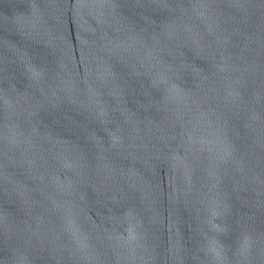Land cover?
I'll return each instance as SVG.
<instances>
[{
	"label": "water",
	"instance_id": "1",
	"mask_svg": "<svg viewBox=\"0 0 264 264\" xmlns=\"http://www.w3.org/2000/svg\"><path fill=\"white\" fill-rule=\"evenodd\" d=\"M0 264H264V0H0Z\"/></svg>",
	"mask_w": 264,
	"mask_h": 264
}]
</instances>
